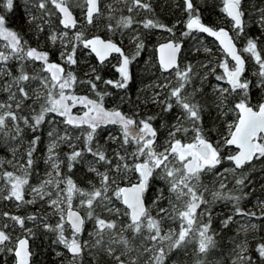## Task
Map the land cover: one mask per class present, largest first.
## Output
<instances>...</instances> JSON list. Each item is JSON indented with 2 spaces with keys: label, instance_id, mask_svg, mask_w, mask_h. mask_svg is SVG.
<instances>
[{
  "label": "snow or ice",
  "instance_id": "1",
  "mask_svg": "<svg viewBox=\"0 0 264 264\" xmlns=\"http://www.w3.org/2000/svg\"><path fill=\"white\" fill-rule=\"evenodd\" d=\"M131 2L132 7L128 9L129 12L137 7L150 10V4L143 0H131ZM48 3L54 5L61 14L59 23L64 29L77 28V19L70 10L68 0H39L37 7L47 10ZM242 3L243 0H221V11L230 18L231 27L236 35L244 31L245 11L242 9ZM78 6L81 7L84 20L88 25H92L94 17L101 14L100 0H83V4ZM13 8L14 0H0V40L4 41L3 49L0 50V92L7 94L6 99H0V137L5 142L22 140L25 129H28L32 132V138L28 142L24 163L17 160L13 165L14 167L18 165L22 174L17 175L12 171L0 173V177L6 178L5 187L8 195L4 198H14L16 201L29 204L35 203V199L25 201L24 188L29 185L28 178L35 163L33 154L41 142V136L37 133L45 123L56 124L55 119L47 120L49 114L62 117L65 125L63 134L56 127L50 128L47 133L49 137L45 159L49 169L45 173L47 178L41 180L38 186L29 187L35 197L41 200L44 196H51L45 191L49 185L54 184L60 192L66 193L64 201L59 199V193L58 199H49L48 203L60 219L56 225L44 223V227L58 233L56 242L64 245V248L72 255L70 264H81V258L88 248L96 249L97 255L102 252L113 259L115 264H138V258L128 260L121 258L132 251L131 245L137 237L141 241L143 251L149 253L145 264H166V261L171 259V253L185 248L189 238L194 234L197 238V253L202 257L196 264H208L206 257L216 247L209 207L215 200L235 201V215L256 217L261 220L260 227L264 228V201H260V216L257 217L255 211L246 212L239 205V201L248 195L247 193L230 196L216 191L212 193L213 201H209L204 198V192L209 189L201 183V176L211 172L220 177V188H225L223 180L226 177L214 171L224 160L233 164V167L225 169V172L235 173L254 160L264 158V99L253 104L249 95L250 85L264 89V54H262L264 49L258 50V44L254 38L247 40L243 51L249 53L258 65L255 84L244 76L245 59L238 54L229 31L224 27L214 28L205 25L193 0H184L188 19L187 31L182 35L189 36L193 31H198L215 37L222 46V51L234 62L230 66L229 61L225 59L218 64L223 72L216 75L215 79L226 82L228 86H214V99L209 107L214 106L223 115L229 112L235 113V119L226 122L227 134L221 135L219 140L213 142L202 126L205 105L196 99L197 95H203L202 87H192L191 92L187 90L198 73L194 71L191 64L185 65L181 70L177 63L179 43L169 41L160 46V65L163 71H175L176 86H170L171 81L160 84L157 87L167 91L163 95L162 92L157 91L143 101L145 105L151 103L158 106L159 112L143 118L138 112L128 116L119 109L106 110L103 106L104 94L97 93V100L70 94L68 90L78 82L72 66L79 63L77 52L81 47L94 53L101 64L113 53L118 54L120 59L118 66L115 67L120 79H109L103 82L117 89H127L133 78L130 64L139 55L143 47L142 42L136 43V52L130 57L117 42L110 38L104 39L98 35L88 38L81 30L76 31L72 36H69L66 31L61 34L51 33L48 39L53 44L59 39L62 44V49L58 50L61 62H55L50 60V52L31 47L19 33L8 26L3 12L12 11ZM259 13V23L264 28V7L259 9ZM35 19V16L31 17L32 21ZM133 23L131 16H122L115 27L108 24L107 28L109 31H115L116 28L130 27ZM144 27L166 28L165 25L157 24L153 20L144 21ZM43 30L37 25V31ZM166 30L172 32V28H166ZM133 39L138 40L136 37ZM204 51L210 53L211 49L204 48ZM11 61H16L17 64L12 65ZM37 62H39L38 68ZM29 64L32 65L33 70H29ZM201 66L207 67V65ZM215 71V68L210 69L202 79L206 80L207 76L214 74ZM85 75L92 78L79 82L88 84L95 91L96 82L102 79L97 74L96 68L90 67ZM33 83L36 87L32 86ZM77 104L87 109L82 116L72 114V108ZM26 107L31 115L24 114ZM174 108H179L180 114L176 116L174 123L161 125L166 129L167 139L163 145L159 146L158 151L159 129L153 126V121L158 116L162 119L165 113H170ZM83 125H87L88 131L85 135L84 147L78 148L73 143L68 126L80 128ZM102 125H119L120 127L121 136L109 135V140L117 145L111 150V154L94 140L97 129ZM190 131L194 135L190 141H187V134ZM61 143L72 149L65 154L69 170L84 159L85 152L92 155L93 159L89 162L88 171L98 178L99 186L89 181L90 190L82 189L71 177L62 174L61 164L64 160L57 152ZM130 146H134L131 151H129ZM229 146H235L237 151L234 154L222 155L223 149ZM15 152L16 149H13L14 158ZM7 163L13 164V161H7ZM101 168L103 171L100 170ZM129 173L134 174L135 182L129 177ZM157 177L166 183L168 195H165L164 188L153 191V183L158 182ZM247 179L248 177L242 172L241 178L236 179L235 183L237 186H243ZM125 180L127 184L122 186ZM62 183L65 184L64 188H60ZM173 195L174 200L171 198ZM74 196L80 198L79 207L86 209L83 217L79 211L73 210ZM113 198L124 208L116 207ZM149 200L150 204L146 206ZM166 200L167 206L163 204ZM62 203L67 204L66 218L65 209L61 207ZM201 205L205 207L197 214V209L201 208ZM97 208L117 217L123 215L127 217V222L118 223L115 219L102 218L97 213ZM153 211H156L157 216L152 215ZM3 215L15 221L21 228H24L26 219L33 221L37 219L36 216L25 218L10 216L9 213H3ZM87 220L93 221V231L88 233L93 238L92 243L81 240L82 233L86 231ZM165 220H179V230L169 228L165 232L162 227ZM232 222L234 217L231 214L220 221L224 228H228ZM65 224L71 229L70 238L65 235ZM3 228H7V225ZM3 228H0V251L13 253L15 264H29L32 253L28 247V238H19L13 247H7V242L12 238ZM249 228L256 229L257 225L249 222L238 231H248ZM25 231L31 234V229H25ZM124 233H130V237H126ZM106 235L109 237L107 242ZM163 242H167V247ZM114 245L123 246L119 254ZM245 245L246 241L236 243L233 249L235 254L233 264L237 261H240V264H253L251 257L246 255L248 250ZM256 251L259 257L264 258V242L256 246ZM260 264H264V259L260 261Z\"/></svg>",
  "mask_w": 264,
  "mask_h": 264
},
{
  "label": "trees",
  "instance_id": "2",
  "mask_svg": "<svg viewBox=\"0 0 264 264\" xmlns=\"http://www.w3.org/2000/svg\"><path fill=\"white\" fill-rule=\"evenodd\" d=\"M36 1L39 3V0ZM108 1H111L112 3L108 4ZM143 2L150 4V10L137 7L129 12L128 9L132 7L131 0H100L101 14L94 17L92 25L86 23L83 13H79L76 8H72L77 19V28L69 29L71 35L78 30L83 31L85 36L92 33H100L103 36L113 38L121 43L130 57L136 52V43L142 42L143 47L140 49L139 55H137L130 64V71L133 78L129 82L127 89H117L103 82L109 79H120L119 73L116 71L115 63L110 64L105 61L101 64L89 50L88 53H86L85 51L87 50L82 47L79 48L77 52L79 63L78 65L72 66V71H74L77 76L78 82L74 84L68 92L75 96H87L92 100L98 99L97 93L104 94L103 106L106 110L119 109L122 113L128 116H132L133 113L136 112L140 114L141 118L156 115L159 112V107L151 103L145 105L143 101L150 98L157 91L162 92V95L167 91V89L161 90L157 87L158 85L166 84L168 81L172 82L170 85L172 87L177 84L175 71H163L158 63L155 51L156 43L167 37H177V39H182V47L178 61L181 70L185 65L191 64L194 67V71L198 73V76L193 78V84L188 86L187 90L188 92H191L192 87H202L203 95H197L196 97L201 104L205 105L202 126L211 141L215 142L219 140L221 135L227 134L226 122L233 121L235 119V113L229 112L227 115H223L214 106L209 107V105L214 99V86L218 83H226L215 79L216 75H220L223 72V69L219 68L218 64L225 59L230 62L231 59L222 51L216 40L207 33L193 31L189 36L182 35L183 32L187 31L186 21L188 17L184 8V0H143ZM193 3L198 7L203 21L213 25L224 24L231 29L234 38L245 57L244 76L255 84L257 81L255 73L258 71V65L255 60L251 58L249 53L243 51V48L246 46L249 38H254L258 44V50L264 49V28H262L259 23V9L264 7V0H243L242 9L245 11V25L244 31L239 35H236L235 30L232 29L230 18H227L221 11V0H193ZM27 4L29 6L31 5V2L27 3L23 0H14L13 10L3 12V14L6 15L8 26L19 33L31 47L50 52V60L60 61L58 50L62 49V45L58 46L57 44H52L48 39L49 28L47 27V23L43 21L37 22L36 19L34 21L31 20V17H33L34 14L28 12V6L26 7ZM69 5L71 4L69 3ZM48 6V10H52L51 12H53L55 18L53 19V22H59L60 14L55 9V6L52 4H48ZM32 9L39 11L37 5L34 4ZM122 16H131L134 23L127 28L120 27L116 28L115 31H109L107 25L112 24L113 27H115L116 22ZM49 17L51 18V16ZM146 20H153L157 24L165 25L166 28H172V32H168L166 28L161 27L145 28L144 21ZM37 25L41 26L44 30L37 31ZM134 34H137L136 38H138V40L131 39V36ZM1 42L2 40H0V50L3 49ZM204 48L211 49V52H205ZM197 49H199V51H197ZM212 53L217 54L218 63H213ZM90 61L93 63H89ZM14 63L17 62H10L12 65H15ZM91 64L96 68L97 74L102 78L100 81L96 82L97 88L95 91H93L88 84L79 82L92 78L85 75V73L89 72ZM201 65H207V67H202ZM28 67L30 70L32 65L29 64ZM213 68L216 69L215 73L208 75L207 79L203 80L202 78L204 75ZM170 72H172L173 75L171 78H168L166 75ZM249 95L252 103L255 104L261 99H264V89L250 85ZM6 98L7 94L0 92V99ZM29 103L31 102L29 101ZM84 111L87 110H85V107L80 104H77L72 108V114L75 116H82ZM24 114L31 115L30 110L25 108ZM179 114L180 109L174 108L170 113H165L162 119L158 116L157 119L153 121V126L159 129V139L157 141L158 147L163 145L164 141L167 139L166 129L161 127V125L164 123H174L176 116ZM52 119H55V125L59 131L64 132L65 125L63 124V118L56 114H49L47 120ZM52 127H54V125L45 123L37 133L41 136V142L37 145V151L33 154L35 163L28 178L29 183L36 181L37 172L42 171L43 163L41 156L44 151V145L49 140L47 133ZM79 131H81L80 139L75 145L78 148H83L85 135L88 131L87 125H83L80 128L68 126V132L70 135H75ZM109 135L121 136L119 125H102L101 128L97 129L94 140L95 143L103 146V148L111 154V150L117 145L109 140ZM193 135L194 133L190 131L187 134V141H190ZM31 138L32 132L25 129L23 139L21 140L24 142L26 141L25 145L21 147L25 159L28 142ZM178 138L180 137L178 136ZM10 143L11 141L0 143V155L3 152L6 153V148H4V146L10 145ZM132 147L134 146L129 147V151L132 150ZM63 150V173L65 176L71 177L76 185H81L83 188L89 187L88 181H96L97 178L94 173L88 171L89 161H92L93 159L90 153L85 152L84 159L79 163H76L74 167L69 170L67 168L65 154L71 152L72 149ZM232 150V146H229L228 148L223 149L222 155L226 156L230 154ZM0 164L4 165L3 163ZM230 166L233 167L232 162L224 160L214 171L221 174L223 169ZM1 168L0 170L2 172L9 171L7 168ZM242 172L248 177V179L245 181V185L237 186L235 180L241 178ZM128 175L134 179L133 173H129ZM157 181L158 182L153 183V191L164 188L165 195H168L166 183L159 180V177H157ZM123 183H127V180L123 181L122 184ZM201 183L209 189L204 192V198L209 201H213L212 193L216 191L230 196H240L242 193H247L248 195L239 201V205L246 212L255 211L257 217H259L260 201H264V158H261L258 161L254 160L251 164L245 165L243 169L237 170L235 174L230 175L225 184V188H220V177L213 175L211 172L201 176ZM4 197L3 200L0 201V228L7 225V228L4 229L8 231V235L11 238L13 237L12 233L14 231L13 225H16V222L11 220L8 216H4L3 213H9L10 216H20L25 218L29 216L37 217L35 221L26 219L24 225V227H30L31 229L30 235L29 233H26L29 236L30 248L32 251L31 264H63L66 263L67 260H72V255L64 248V245L56 242L58 233L49 231L44 227V223L53 226L56 225L60 218L56 215H50L47 211L48 207L43 204L42 200L41 207L35 202L28 204L23 208H18L12 205L11 199H5ZM171 198L174 200V195ZM113 202L116 207L121 209L124 208V206L119 201L115 200V198H113ZM167 203V200L163 202L165 206H167ZM234 203L235 201L230 200H215L209 205L211 208L213 220L212 228L215 232L214 239L216 240V247L213 248L206 257L208 264H233V261L235 260L233 249L235 248L236 243L241 241H246L245 246L248 250L246 255L251 257L253 264H260V261L264 259L259 257V253L256 251V246L259 243L264 242V228L260 227L261 220L256 217H241L235 215ZM146 204L148 206L150 200L147 201ZM204 207V205H201V208L197 209V214H199ZM81 211L85 216V212L83 210ZM96 211L102 216V218L115 219L118 223L127 222V217L123 215L117 217L99 208H97ZM230 214L233 215L234 222L230 223L228 228H224L220 221ZM152 215L157 216L156 211H153ZM88 222L89 220L86 221V231L82 233L81 240H88L92 243L93 238L87 233L89 227ZM249 222L255 223L257 228H249L248 231H238L242 226L248 225ZM179 224V220H165L162 227L164 231L170 227H174L178 231ZM65 235L69 238L71 237V229L67 224H65ZM124 235L130 237V233H124ZM145 235H147L146 232ZM108 239L109 237L106 235L105 241L107 242ZM163 244L167 247L165 242H163ZM114 247H117L119 254V251L122 250L123 246L114 245ZM149 247H151V245H149ZM131 248L132 251L129 252L127 256H122L121 258L126 260L138 258V264H145L148 260L149 253L143 251L139 237L133 242ZM95 253L96 249H86L81 258V264H115L113 259L105 256L102 252L98 255ZM201 258L202 257L197 253V238L194 234L193 237L189 238V242L186 244L185 248L175 250L171 253V259L166 261V264H196L197 260ZM13 263V253L0 251V264ZM236 264H240V261H237Z\"/></svg>",
  "mask_w": 264,
  "mask_h": 264
},
{
  "label": "rangeland",
  "instance_id": "3",
  "mask_svg": "<svg viewBox=\"0 0 264 264\" xmlns=\"http://www.w3.org/2000/svg\"><path fill=\"white\" fill-rule=\"evenodd\" d=\"M23 1H26L27 3H30L31 2V5L28 6V4H27L26 7L28 6V9L27 10H28L29 13L34 14V16L36 17L37 22L43 21V22L47 23V27L49 28L48 29V36L51 33L61 34L62 32H65V31L68 32L69 36H72L69 29H64L63 28V25H61L59 22H53V19H55L54 18V15H53V12H51L52 10H48L49 9L48 4H51V3H48L47 4V10H41V9H39V11H35V10L32 9V6H33V4L34 5H37L38 4V1H36V0H23ZM68 2L71 4L70 6L72 8H76L79 13H83L81 7L78 6V5L83 4V0H69ZM111 3H112L111 1H108V4H111ZM49 16H51V18ZM60 18H61V16H60ZM136 36H137V34L132 35L131 36V39L134 38V37H136ZM175 38H177V37H175ZM3 44H4V41L2 40L1 45H3ZM55 44H57L58 46L62 45L59 39L56 41ZM85 52L88 53V50L85 51ZM212 54H213L212 55V61H213V63H218V56H217V54L216 53H212ZM119 59L120 58H119L118 54L113 53L111 56L108 57V59L106 60V62L107 63H110V64L111 63L112 64L115 63L116 66H118ZM55 62H60V61H55ZM89 63H93V62L90 61ZM232 63H234V62L233 61H230L229 62L230 66H231ZM14 64L16 65L17 63H14ZM36 67L37 68L39 67V62H37ZM91 67H93L92 64H91ZM13 70H15V69H13ZM30 70H33V69L31 68ZM172 72L167 73L166 76L168 78H171L172 75H173ZM217 85H222L224 87H227L228 86L226 83H218ZM32 86L33 87H36L35 83H33ZM85 110H87V109L85 108ZM54 127H56V125H54ZM60 133L63 134V132H60ZM80 133H81V131L77 132L75 135H71L74 144H77L78 143V140L79 139H76V138L77 137L80 138ZM2 142H5V140L2 137H0V143H2ZM48 142H49V140L45 143V145H44V151H43L42 156H41L42 157L41 158L42 159V163H43L42 171H38L37 172V174H36L37 180L36 181L29 183V185H26L25 188H24L25 201L35 199V202L38 203V206L39 207H41V205H42L41 199L35 197V195L31 192V188L29 186H32V187L38 186L41 180L47 178L46 175H45V173H46V170H49V169H48V165L45 163V159H46V156H47L46 148H47ZM25 143H26V141L24 142V141H21V140H19V141H11L10 145L4 146V148H6L5 149L6 150V153L3 152L0 155V163H3L4 165H1L0 164V168L1 167L2 168H7L9 171L15 172L17 175H21L22 172L19 170L18 165L16 167H14L13 165L16 164V161L17 160H19L20 163H24L25 156L22 153L21 147L24 146ZM62 148L63 149H68V150H70L71 148H69L66 144H63V143H61L59 145V147L57 149V152H58L60 158L62 160H64V158H63V152H64V150ZM13 149H16L15 158L13 156ZM157 150L159 151L160 150V147H158ZM7 161H13V164H8ZM63 164H61V172L65 176V174L63 173ZM97 167H99V165H97ZM231 168H232V166L227 167L225 169H231ZM225 169H223V172L221 173V176L226 177L223 180V183L224 184L227 183L230 175L235 174V173H233L231 171L225 172ZM100 170L103 171V168H101ZM0 173H3V172L0 170ZM91 181H92V183H94L97 186H99L98 178L96 179V181H94V180H91ZM133 181H135V180L133 179ZM5 184H6V178L0 177V201H2L3 200V197L8 194V191H7V188L5 187ZM219 185H220V183H219ZM77 186L80 187V188H82V189H89V187L83 188L81 185H77ZM64 187H65V184H63V183L60 184V188H64ZM45 191L48 192V193H50L51 196L50 197L49 196H44V199L42 200L43 204L48 207L47 211L50 213V215H52V216L56 215V216L59 217V215H57L54 212L53 207L50 206V204L48 203V201H49V199H58V195H57L58 193H59V199L61 201H64L65 200V197H66V193L60 192V189L57 188L54 184L47 186V188L45 189ZM79 201H80V198L78 196H74L73 201H72L73 206L79 208L80 210H83L85 212V214H86V209L79 207ZM11 203H12L13 206L18 207V208H23V207H25V206H27L29 204V203H26V202L16 201L14 198L11 199ZM61 207H63L65 209V213H66L67 204L66 203H62L61 204ZM88 224H89V227L87 229V233H90V232L93 231V221H90L89 220ZM16 225H13V228H14V231L12 233L13 237H12V239L9 242H7V247H10V246L13 247L15 245L16 239L22 233H24V234L25 233H28V232L25 231V229H30V227L21 228L20 225H18V224H16ZM15 227H16V229H15ZM170 228H174V227H170ZM168 229L169 228H167L165 230V232ZM174 229H176V228H174ZM165 243L167 244V242H165Z\"/></svg>",
  "mask_w": 264,
  "mask_h": 264
},
{
  "label": "water",
  "instance_id": "4",
  "mask_svg": "<svg viewBox=\"0 0 264 264\" xmlns=\"http://www.w3.org/2000/svg\"><path fill=\"white\" fill-rule=\"evenodd\" d=\"M69 4V3H68ZM69 7H70V10L72 11V13H73V16L76 18V16H75V12H74V10L72 9V7L69 5ZM59 13V12H58ZM60 14V13H59ZM60 16H61V14H60ZM187 19H188V17H187ZM202 20V19H201ZM202 22L205 24V25H208V26H212V27H214V28H219V27H224L226 30H228L229 31V34L233 37V41H234V43H235V45H236V49H237V52H238V54H240L241 56H242V58H244L245 59V57H244V55H243V53L241 52V50H240V48H239V45L237 44V42H236V40H235V38H234V35H233V33H232V31H231V29L227 26V25H224V24H221V25H213V24H210V23H207L206 21H203L202 20ZM101 36L102 38H104V39H109L110 37H106V36H103L102 34H100V33H92V34H89V35H87L86 37H88V38H91V37H93V36ZM212 37V36H211ZM215 40H216V38L215 37H213ZM110 39H112V40H114L115 42H117V44L120 46V47H122L123 48V46L121 45V43H119L117 40H115V39H113V38H110ZM169 41H172V42H175V43H179L180 44V51H181V47H182V39H177V38H174V37H167V38H164V39H161V40H159L157 43H156V47H155V51H156V58H157V61H158V63L160 64V57H161V52H160V46L162 45V44H166V43H168ZM216 42L218 43V45L220 46V48L222 49V46L219 44V41H217L216 40ZM124 49V48H123ZM125 50V49H124ZM180 51H179V53L177 54V63H178V61H179V55H180ZM125 53H126V51H125ZM94 54V53H93ZM127 54V53H126ZM128 55V54H127ZM227 55V54H226ZM94 56H95V54H94ZM229 57V56H228ZM95 58L98 60V58L95 56ZM230 59H231V57H229ZM99 61V60H98ZM161 66V65H160ZM232 148H233V150H232V152L230 153V154H234L236 151H237V149L235 148V146H232ZM133 182H135V181H133ZM127 183H123L122 184V186H125ZM146 206H147V204H146ZM73 210H76V211H79V213H80V215L83 217L84 215H83V213H82V211L79 209V208H77V207H75V206H73ZM66 212H67V208H66ZM65 218H66V213H65ZM4 230V229H3ZM5 231V230H4ZM6 232V231H5ZM7 233V232H6ZM24 237H27L28 238V247H29V250H30V252L32 253V251H31V248H30V240H29V236L27 235V234H22V235H20L17 239H19V238H24ZM16 239V240H17ZM71 254V253H70ZM13 264H15V258H14V263ZM29 264H31V257H30V260H29ZM64 264H70V262H67V263H64Z\"/></svg>",
  "mask_w": 264,
  "mask_h": 264
},
{
  "label": "flooded vegetation",
  "instance_id": "5",
  "mask_svg": "<svg viewBox=\"0 0 264 264\" xmlns=\"http://www.w3.org/2000/svg\"><path fill=\"white\" fill-rule=\"evenodd\" d=\"M3 229H4V228H3ZM4 230H5V231L7 232V234H8V231H7L6 229H4ZM23 234H24V233H23ZM25 234H26V233H25ZM21 235H22V234H21ZM13 255H14V254H13ZM67 262H71V261H67ZM67 262H66V263H67ZM63 264H64V263H63Z\"/></svg>",
  "mask_w": 264,
  "mask_h": 264
}]
</instances>
